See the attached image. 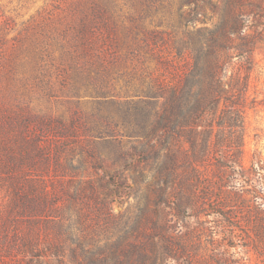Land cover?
Segmentation results:
<instances>
[{
  "label": "rangeland",
  "instance_id": "1",
  "mask_svg": "<svg viewBox=\"0 0 264 264\" xmlns=\"http://www.w3.org/2000/svg\"><path fill=\"white\" fill-rule=\"evenodd\" d=\"M81 1L0 0L1 86L14 72L6 93L54 118L29 123L44 156L0 188V264H264V42L247 75L245 58L229 67L247 76L243 94L160 138L152 106L77 92L65 55L76 45L58 31ZM15 47L30 57L16 68Z\"/></svg>",
  "mask_w": 264,
  "mask_h": 264
},
{
  "label": "trees",
  "instance_id": "2",
  "mask_svg": "<svg viewBox=\"0 0 264 264\" xmlns=\"http://www.w3.org/2000/svg\"><path fill=\"white\" fill-rule=\"evenodd\" d=\"M208 6L213 9L212 25L198 27ZM72 17L58 33L71 36L76 45L65 55L74 63L77 92L88 95L93 89L107 103L152 106L160 138L169 129L186 132L188 116L195 124L206 111L232 100L234 92L243 94L247 76L244 81L237 72L229 77V67L235 58H245L247 75L264 42V0H82ZM39 42L36 37L28 44L29 54L36 51L40 56ZM22 49L15 47L8 58L14 68L30 60ZM81 58L89 62L80 64ZM13 73L6 87L1 86L0 73V188L23 168L27 157L36 162L37 156H44L39 135H29V123L38 119L51 126L54 121L50 115L29 114L18 94L6 93ZM182 115L185 120L177 122ZM26 143L33 148L32 157L24 149ZM37 188L32 187L35 198L30 201L36 202Z\"/></svg>",
  "mask_w": 264,
  "mask_h": 264
}]
</instances>
